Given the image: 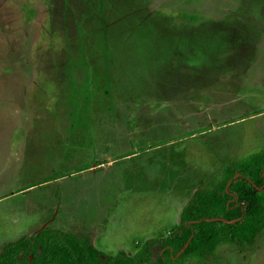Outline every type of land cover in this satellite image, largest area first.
I'll return each instance as SVG.
<instances>
[{"label":"rangeland","instance_id":"rangeland-1","mask_svg":"<svg viewBox=\"0 0 264 264\" xmlns=\"http://www.w3.org/2000/svg\"><path fill=\"white\" fill-rule=\"evenodd\" d=\"M263 113L264 0H0V251L52 222L133 255ZM186 264H264V231Z\"/></svg>","mask_w":264,"mask_h":264},{"label":"trees","instance_id":"trees-1","mask_svg":"<svg viewBox=\"0 0 264 264\" xmlns=\"http://www.w3.org/2000/svg\"><path fill=\"white\" fill-rule=\"evenodd\" d=\"M264 231V149L225 161L209 188H200L167 236L143 242L129 255L107 256L88 238L47 227L6 244L0 264H186L225 248L252 246ZM188 246L185 248V246Z\"/></svg>","mask_w":264,"mask_h":264},{"label":"crops","instance_id":"crops-1","mask_svg":"<svg viewBox=\"0 0 264 264\" xmlns=\"http://www.w3.org/2000/svg\"><path fill=\"white\" fill-rule=\"evenodd\" d=\"M264 114V113H263ZM188 192V191H187ZM187 192H186V194H187ZM195 193V192H194ZM193 193V194H194ZM185 194V195H186ZM184 195V196H185ZM185 199L186 198H184L181 202H183V201H185ZM187 204V203H186ZM186 204L184 203V205H183V208L186 206ZM180 206H181V204H180ZM180 209V210H179ZM180 211V212H179ZM180 214H181V208L179 207L178 208V211L176 210L175 211V217H172V219H173V221H171L169 224H168V226H173V225H176V224H178L179 223V219H180ZM176 215H177V217H176ZM52 222H48V223H45V224H43L40 228H38L36 231H35V234L38 232V231H40V230H42V229H44V228H47V227H50L51 226V228H56V229H59V227H57V226H55L54 224V226L51 224ZM32 233H33V231H32ZM72 234V233H71ZM29 236H31V235H29ZM89 239H90V243L94 246V235L93 234H90V236L88 237ZM136 252V249H135V251L133 252V253H135Z\"/></svg>","mask_w":264,"mask_h":264},{"label":"water","instance_id":"water-1","mask_svg":"<svg viewBox=\"0 0 264 264\" xmlns=\"http://www.w3.org/2000/svg\"><path fill=\"white\" fill-rule=\"evenodd\" d=\"M189 243H187V245L185 246V248L188 246Z\"/></svg>","mask_w":264,"mask_h":264}]
</instances>
